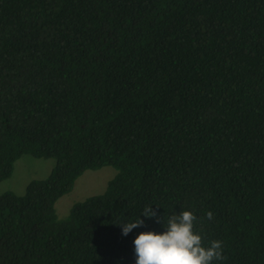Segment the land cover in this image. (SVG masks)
<instances>
[{
	"label": "trees",
	"instance_id": "obj_1",
	"mask_svg": "<svg viewBox=\"0 0 264 264\" xmlns=\"http://www.w3.org/2000/svg\"><path fill=\"white\" fill-rule=\"evenodd\" d=\"M23 154L54 165L0 193V264H135L151 205L191 211L212 264H264V0H0V181Z\"/></svg>",
	"mask_w": 264,
	"mask_h": 264
},
{
	"label": "clouds",
	"instance_id": "obj_2",
	"mask_svg": "<svg viewBox=\"0 0 264 264\" xmlns=\"http://www.w3.org/2000/svg\"><path fill=\"white\" fill-rule=\"evenodd\" d=\"M140 215L156 219L166 230L162 233L141 232L134 239L135 264H212L226 259L221 241L213 240L210 246H203L202 236L195 231L197 217L191 211L173 214L166 224L152 205L145 206ZM207 219H213L211 212L207 213ZM117 225L127 236L133 229L142 227L144 220L138 217Z\"/></svg>",
	"mask_w": 264,
	"mask_h": 264
},
{
	"label": "rangeland",
	"instance_id": "obj_3",
	"mask_svg": "<svg viewBox=\"0 0 264 264\" xmlns=\"http://www.w3.org/2000/svg\"><path fill=\"white\" fill-rule=\"evenodd\" d=\"M53 165L52 158H37L29 154L21 155L15 160L11 175L0 181V193L12 191L15 194H23L30 180L45 178ZM115 172L113 167L107 165L95 170H84L75 179L71 190L55 201L54 208L57 217H65L75 202L102 193Z\"/></svg>",
	"mask_w": 264,
	"mask_h": 264
}]
</instances>
